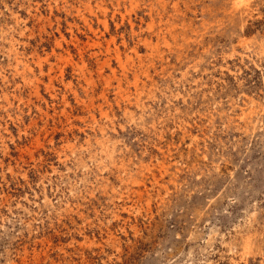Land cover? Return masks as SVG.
Instances as JSON below:
<instances>
[{"label":"rangeland","instance_id":"374dc122","mask_svg":"<svg viewBox=\"0 0 264 264\" xmlns=\"http://www.w3.org/2000/svg\"><path fill=\"white\" fill-rule=\"evenodd\" d=\"M0 264H264V0H0Z\"/></svg>","mask_w":264,"mask_h":264}]
</instances>
